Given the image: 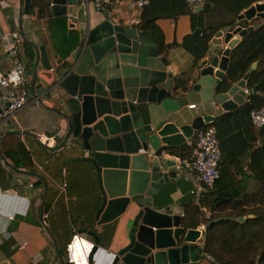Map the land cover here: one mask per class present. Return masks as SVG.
<instances>
[{
  "label": "water",
  "instance_id": "obj_1",
  "mask_svg": "<svg viewBox=\"0 0 264 264\" xmlns=\"http://www.w3.org/2000/svg\"><path fill=\"white\" fill-rule=\"evenodd\" d=\"M30 1L21 0L25 14ZM49 1L53 18L72 15L81 5L80 0ZM254 19L264 21V2L240 14L229 31L213 36L212 45L224 46L221 55L200 62L188 93L177 98L174 80L159 59L154 38L139 27L117 26L106 17L88 32L79 59L63 72L52 69L44 46L33 47L34 79L39 66V77L49 84L56 81L66 94L69 115L63 117L68 132L60 148L72 138L80 141L88 154L83 162L91 166L100 196L97 225L116 221L130 204L138 208L126 242L110 264H196L200 258L213 262L196 244L199 231H185L180 227L181 217L173 215L170 208L156 211L138 198L156 195L155 191L170 181L163 172L170 164L162 161V154L180 148L215 120L198 116L188 125H178L174 122L176 113L187 104L218 105L224 113L247 105L244 90L255 64L227 92L220 93L218 88L224 81L231 50L255 30L254 26L236 24ZM67 27L73 34L74 24L68 21ZM199 34L196 30L193 36ZM79 233L94 239L87 257L88 264H93L97 237L88 230Z\"/></svg>",
  "mask_w": 264,
  "mask_h": 264
},
{
  "label": "crops",
  "instance_id": "obj_2",
  "mask_svg": "<svg viewBox=\"0 0 264 264\" xmlns=\"http://www.w3.org/2000/svg\"><path fill=\"white\" fill-rule=\"evenodd\" d=\"M80 1L81 5L74 9L73 14L65 17L67 23L71 21L74 24V33L79 38V47L65 61L66 69L79 59L88 32L106 17L117 26L138 28L140 23L142 12L130 2L103 7L97 0ZM51 18L49 0H31L28 14L23 13L21 0H0V35L18 31L25 45L33 51V61L27 63L26 75L30 93L40 99L39 103L25 106L14 119L0 121V264H62V261L64 264H88L87 257L94 246V239L80 234V230L92 231L97 237L98 251L93 264H110L116 252L124 246L138 208L130 204L125 214L116 221L97 225L95 215L100 196L94 172L90 165L83 162L88 154L83 151L81 142L72 138L60 148L68 132L63 117L64 114L69 115L65 91L60 85L55 86L56 81L49 84L40 78L39 66L34 79L33 70V47L44 46L53 70L62 64L49 37L47 22ZM262 21H244V25L240 21L236 25L256 28ZM156 24L164 35V42L174 44L163 54L160 53L159 59L166 66L167 73L171 74L175 87L176 81L186 82V91L176 87V98L186 96L200 64L193 67L191 57L180 47L183 38L191 34L189 17L159 19ZM229 30L224 28L221 31ZM223 48V45L219 47L210 42L208 54L203 60L220 56ZM9 62L5 43L0 40V68H7ZM192 105L187 104L174 115L176 124L188 125L198 116L216 119L224 113L218 105L195 104L190 108ZM147 128L151 132V128ZM39 136L52 138L55 146L42 144ZM57 148L60 149L55 151ZM171 155L168 150L162 154V161L170 164L168 168H163L170 181L163 183L155 191L156 195L141 196L138 202L156 211L170 208L173 215L181 217L180 227L183 228L184 207L191 202L197 205L193 200L192 182L172 172ZM251 184L252 181L247 179L246 185ZM201 226L183 229L200 232ZM204 233L205 230L201 231L196 243L202 247ZM196 264L214 263L200 258Z\"/></svg>",
  "mask_w": 264,
  "mask_h": 264
},
{
  "label": "trees",
  "instance_id": "obj_3",
  "mask_svg": "<svg viewBox=\"0 0 264 264\" xmlns=\"http://www.w3.org/2000/svg\"><path fill=\"white\" fill-rule=\"evenodd\" d=\"M263 2L207 0L201 10L192 13L184 0H148L139 28L154 38L163 54L174 44L164 42L156 21L188 16L191 34L183 38L180 47L191 57L193 67H197L207 56L211 39L218 31L230 28L245 10ZM47 28L54 53L62 61L56 70L63 72L66 59L79 47L78 35L68 33L65 17L49 19ZM196 30L200 34L193 36ZM25 53L29 64L34 54L27 45ZM254 64L246 81V89L251 92L247 105L223 113L205 126L214 128L219 140V179L206 189L199 207L192 202L184 207L183 228L205 225L203 252L214 264H264V128H256L250 121V112L264 106V21L231 50L218 91L227 92ZM176 87L182 91L187 89L186 82L182 81H176ZM189 150L184 144L168 151L173 156L187 158ZM247 179L252 181L251 186L246 185ZM203 208L209 211V218L201 211Z\"/></svg>",
  "mask_w": 264,
  "mask_h": 264
},
{
  "label": "built area",
  "instance_id": "obj_4",
  "mask_svg": "<svg viewBox=\"0 0 264 264\" xmlns=\"http://www.w3.org/2000/svg\"><path fill=\"white\" fill-rule=\"evenodd\" d=\"M103 7L120 4L122 2L132 3L140 12L148 5V0H97ZM190 11L194 13L197 8L203 7L207 0H184ZM105 9V8H104ZM243 28V27H242ZM255 28V27H254ZM0 40L5 43V53L10 58L7 68H0V121L14 119L15 115L30 103H39L38 97H33L28 88L26 66L28 59L25 53V42L18 31H10L0 35ZM1 65V63H0ZM55 86H59L56 83ZM247 97L251 94L244 90ZM193 108L194 105L189 106ZM251 124L256 128H264V106L250 112ZM39 141L48 147L55 146L53 139L42 138ZM190 147L187 158L171 155L172 172L183 175L193 184V200L199 206L200 200L206 191L215 185L219 179V163L221 160L220 144L214 128H204L196 131L187 140ZM206 218L210 217L209 211L202 209ZM205 225L201 226V231ZM200 231V233H201Z\"/></svg>",
  "mask_w": 264,
  "mask_h": 264
}]
</instances>
